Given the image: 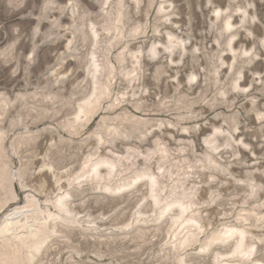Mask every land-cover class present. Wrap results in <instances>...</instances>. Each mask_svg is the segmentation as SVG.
<instances>
[{"label": "rangeland", "instance_id": "obj_1", "mask_svg": "<svg viewBox=\"0 0 264 264\" xmlns=\"http://www.w3.org/2000/svg\"><path fill=\"white\" fill-rule=\"evenodd\" d=\"M0 264H264V0H0Z\"/></svg>", "mask_w": 264, "mask_h": 264}]
</instances>
